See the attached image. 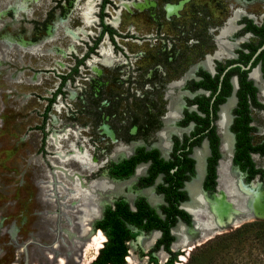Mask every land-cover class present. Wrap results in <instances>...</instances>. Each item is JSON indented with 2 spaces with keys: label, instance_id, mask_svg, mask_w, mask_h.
<instances>
[{
  "label": "rangeland",
  "instance_id": "1",
  "mask_svg": "<svg viewBox=\"0 0 264 264\" xmlns=\"http://www.w3.org/2000/svg\"><path fill=\"white\" fill-rule=\"evenodd\" d=\"M110 1L111 4H107L105 7L107 12L105 21L114 24L113 27L120 35L115 37L118 49L112 48L108 36L105 35L100 43L102 50L92 54L83 65H80L78 74L74 75L73 80L68 81L63 88L65 94L57 95L47 118L45 117L44 125H42V121L47 98L59 85L58 75L69 71V68L75 63L74 57H81L101 30L97 17L100 0H41L35 9L36 41L48 35L46 31L48 25L51 28L54 23H58L62 27L59 30L57 26L53 31L57 33L56 38L43 45L46 51L30 59L31 62L33 61L32 65L36 72L35 85H12L15 87V92L27 95L26 97L19 96L14 92H8L6 90L7 83L0 77V264H90L94 259L92 256L96 243L85 250L84 242L86 240L81 238L82 231L89 229L80 223L85 219L79 218L80 220H78L74 215H71L67 229L64 231L58 229L60 231L57 238L52 230L55 226L48 216H51V213H57L58 210L45 205L43 200H47V195L44 192L43 199L40 197L42 183H39L40 179H46L43 176V169L51 168L50 162H56L55 149L48 144V141L53 133L60 134L68 130L70 140L76 139L78 143L84 142L94 148L98 140L101 142L107 140V135L101 129V120L104 121L107 130L113 132L117 130L118 135L122 138H129L134 134L136 126H131L134 119L132 122L130 119L138 118L137 123L139 124L140 120L146 117L148 98L153 96L143 97L146 90L145 80L153 68L161 66L156 65L158 52L161 51L159 47L163 43L162 37L158 34H160L159 31L165 32L167 29L163 27V24L158 31L155 29L157 21L154 20L153 11H164L165 6L168 9L174 7L173 10L177 11L179 16L174 17L172 22L179 23L178 21H181L184 26H181L180 30L190 28L189 30L199 34L200 40L204 42V45L200 44L201 46L186 44L184 39L189 38V34L185 33L184 37L180 36L177 43L180 44L181 52L179 53V62L176 64L179 66L180 72L178 74L171 73L173 79H176L180 73L182 74L181 71L184 68L200 59L206 52L211 50L213 53L216 49L218 51L219 44L224 46L225 42L228 45L233 44L228 43L225 36L233 29L229 26L235 22L242 11L255 16L259 22L264 20V0L249 2H240L239 0ZM122 1L126 2L121 4ZM166 1L172 2L164 5ZM26 9L28 10V8ZM22 12L20 11V13ZM83 15H85L86 21H90L89 18H94L95 22L85 24ZM208 16L210 20L207 19ZM229 16L231 17L223 26V21ZM199 18L201 21H198ZM159 23L167 24L168 21L164 19ZM202 23H206V25L209 23L207 29L203 30ZM221 26L223 27L220 28ZM222 29L227 30L224 36L220 37ZM166 31L168 32V30ZM217 34L219 35L217 36ZM216 36L218 47L214 42ZM234 43L237 46V42ZM109 51L114 60L111 64H104L103 59L102 62L100 61L102 58L100 52L103 58L104 54H107L112 61ZM217 51L215 56L222 57L223 55L219 53V56ZM203 63L208 66L206 62ZM172 67L177 66L166 65L164 68L173 71ZM159 69L161 68L159 67ZM234 102L235 100L231 106L234 105ZM171 104L175 105L173 107L177 106V102L174 100L171 101ZM229 110H227L229 122L226 128L229 140L233 143L232 135L228 129L231 119ZM173 113L170 109L166 121L173 116ZM252 117L253 125L256 127V131L252 134L253 141L255 143L262 142L264 141V110H253ZM220 120L219 134L222 130ZM168 132L169 129L165 128L159 133L157 146L159 145L161 149L165 146L160 143L167 137L169 138ZM43 135L45 140L42 146ZM55 136L62 146H65L60 136ZM137 139H143V137L139 136ZM149 141H151L150 137ZM73 147L77 148L74 143ZM231 150L226 162L219 166V188L225 192V197L222 198L226 203H232L233 199L229 188L231 180L227 178L226 172L236 171L230 161ZM93 151L91 154L98 159V162L107 159L106 152L108 150L105 152ZM206 154L207 148L205 156ZM253 157L258 167H264L263 156L253 155ZM66 168L69 173L74 175L71 170H75L74 166L71 168L66 166ZM202 172H204L203 165ZM232 172V179L236 176L240 180V174ZM73 177L68 176L67 179V184L71 187H68L67 194L73 193L71 197L69 196L71 202L76 200L77 193L75 192L78 191V187L75 185L76 180ZM78 180L83 186L88 184L82 180L81 176H78ZM262 182L264 184V179ZM140 191L129 189L125 192L124 197L131 201L135 195L140 194ZM78 199L80 200V198ZM151 200L157 202L153 194ZM67 205L70 208L69 204ZM158 205L159 201L156 203L157 207ZM242 209L233 215V220L228 219L230 224H225L226 226L223 224L220 230H217L216 226L219 227L221 222L209 225L206 223L207 216H203V214L197 217L199 226L195 230L194 227L189 228L178 224L187 230L188 240L186 242L179 240L178 243H175V239L171 246V251L176 254L172 264H185L191 253L196 252L198 248L210 243L220 235H226L234 229L248 224L250 226H246V230L241 236L225 241L224 245L212 246L209 251L204 249L206 254L196 264H264V234L259 235L257 227L252 225L258 221H264V219L256 217L257 214L249 199L245 200ZM63 220L65 221V219ZM238 222L239 224H237ZM194 225L195 223H193ZM229 225L234 226L224 230ZM213 227H216L215 233L210 236L213 237L205 239L204 231L206 228ZM193 231H200L204 236L202 235V239H193ZM219 232L220 234H217ZM150 234L139 235L136 240L132 239L128 242L129 252L125 258V264L169 263L173 256L162 247L155 252H150L156 237H159L157 232L149 240ZM139 237L148 239L149 243L141 244ZM198 243L202 244L196 245ZM188 245L192 246L188 247ZM188 251H190L188 256L183 254Z\"/></svg>",
  "mask_w": 264,
  "mask_h": 264
},
{
  "label": "flooded vegetation",
  "instance_id": "2",
  "mask_svg": "<svg viewBox=\"0 0 264 264\" xmlns=\"http://www.w3.org/2000/svg\"><path fill=\"white\" fill-rule=\"evenodd\" d=\"M167 1L164 5H168L172 2L170 1L168 3ZM239 1L249 2L253 0ZM40 2L41 0H0V77L7 83V91L14 92L19 96H25V94H18L15 92V87L12 85H35L36 72L34 70V66L32 65L33 61L31 62L30 59L32 57H36L37 54L44 53L46 50L43 45L56 38L57 33L53 32L54 29L58 26L60 30L62 27V25L58 23H54L51 28L50 25H48L46 30L48 35L43 37V39L36 41L35 9L38 7ZM123 2L126 1H122L121 4H123ZM107 4H111V1L100 0L99 11L97 13L99 26L101 28L99 34L95 39H93L92 44L88 45L87 51L81 57H74L75 63L69 68V71L67 73L58 75L60 82L56 90L49 98H47L42 125H44L45 117L47 118L57 95L65 94V90L63 88L68 81L73 80L74 75L78 74L79 66L83 65L92 54L102 50L100 43L102 42L105 35L108 36L109 41L112 44V48L118 49L115 37L120 35L113 27L114 24L112 25V23L105 21V17L107 16L105 7ZM26 8H28V10ZM163 9L164 11H153L154 20L157 21L155 29L158 31L161 29L163 24V27L167 28L166 30H168L167 32L164 29L167 33L162 32L161 30L159 31L160 34H158L160 37H162L163 43L161 47H159V50L161 51L158 52L156 65L161 66L153 68L154 70L152 69L150 71L151 73L146 77V85L144 86L146 90L143 97L147 98V95H152L153 97L148 98L149 102L146 112L148 115L145 114L146 117L141 119L139 124L137 123L138 118L130 119V122H132L134 119V123H131V126H136L134 134L130 135L129 138H122L118 135L117 130H114V132L107 130L104 121L101 120V129L107 135V140L105 142L98 140L97 145L94 148L92 146L89 147L84 142L80 144L76 139L70 140L68 137V130H65V132L60 134L53 133L49 137L48 144L55 149L56 155L54 157L56 158V162H50L51 168L43 169V176H45L46 179L39 180V183H42V186L40 187V197L43 199L42 194L45 192L47 195V200H43L45 205H47L49 208H56L58 210L57 213H51L50 211L51 216H48L51 220V223H54L53 225L55 228L51 229L55 233L56 238L59 237L58 234L60 230L64 231L67 229V223L70 222L69 217L71 215H74L78 220H80L79 218H83V220L85 219L84 221H80L82 226L89 227V229L83 230L81 235V238L86 240L84 242L85 250L90 244L91 238L98 233L99 237H104L103 242H105L107 237L101 228L96 227V222L104 217V212L107 207L114 209L118 201L126 202L129 210L133 211L137 208V201L139 199H143L144 202L150 208H152L161 219H166V213L164 210L166 207H169L170 204H175L177 209L184 211L189 217L188 221L182 219V216L176 213V220L169 228L170 235L173 237L170 250L176 239V236L173 234V230L178 224H182L183 226L189 228L194 227L195 230L196 226H193V223H195L194 216L190 211L185 209L184 205L187 202H192V198L186 189V185L187 183L192 182L194 178L199 175L198 162L195 159L194 154L195 149L201 147L202 145H206L207 154L204 158V164H202L204 172H202L203 175L201 181L198 182L199 196L202 201V205L200 208L198 207V217L201 214H203V216L206 215L207 223L214 219L216 224L221 222V217H223L224 222L222 223L227 225L229 222H226V220H230V218L232 220L234 219L232 216L233 208H236L237 210H243L242 208L244 202L248 199L252 202V207L254 208L257 198L260 197L258 192H264V184H262V180L264 179V167H258L253 157V155L264 157V154H261L260 152L249 151L250 158L254 163V168L261 169L263 173L260 174L258 172L252 178L248 179L249 170H242L240 165L234 161V157L237 152V135L236 131L233 129L235 119L238 117L236 109L244 108V104L246 103L250 117L249 125L254 128L253 131L249 132V135H251L250 143L252 145L264 143V141L255 143L252 137V134L256 131V127L253 125L252 111L264 110V90L263 93H260V90L251 77L253 70H256L258 78L263 82L264 86V20L259 22L255 16L242 11L239 17L235 20L233 29L225 36V40L228 43L237 42V46L233 47L231 51L228 52H232V55L216 57L215 53L217 49L214 50L213 53L210 50V52H206L202 56L203 58L201 57L200 59L193 61L189 66L181 71L182 74L180 73L176 79H173L171 77V73L178 74L180 72L179 66L176 65L179 62V53L181 52L180 44L178 45L177 43L178 39L180 40V36L184 37L183 35L185 33L189 34V38L184 39L186 44L191 43V45L197 46L200 44L204 45V42L200 40L201 38L199 37V34L197 35L192 30H189L190 28L186 30H180L181 26H184L181 21H178L179 23L172 22L174 17L179 16L176 13L177 11L172 10L173 8L168 9L166 6ZM20 11L23 12L20 13ZM231 16L225 18L223 21V26H225L227 20ZM164 19H167V24L159 23V21L163 22ZM207 19L210 20V17L208 16ZM88 20L90 21H86L85 15H83V21L85 24L95 22L94 18H89ZM198 21H201V18H199ZM208 25L209 23H207V25L206 23L201 24V26H203V30L207 29ZM218 35L219 34H217V36ZM217 36L214 37V42L218 47ZM100 54L102 56L100 61L102 62L103 55L101 52ZM110 55L112 56L111 52ZM111 58L112 61L108 64L113 62V56ZM203 62H206L208 66L202 65ZM103 63L106 64L105 62ZM166 65L177 67H172L173 71H170L169 68H164ZM159 67L161 69H159ZM252 90L254 99L252 97ZM232 97L235 99V102L229 110L231 113V119L228 129L233 140L230 161L232 167L236 169V171H232H235L236 173L238 172L240 174V180H238L237 177H234L233 179L231 177L229 178L231 180H229V188L231 190L233 199L232 203H226L223 201V198H221L222 195L225 197V192L220 190L218 181L220 178L219 166L222 162H224L222 153V138L219 134V119H221L222 106L227 103L229 98ZM172 100L177 102V106L173 111V116L166 121V118L170 113V103ZM165 128L169 129V138L167 137V140L170 144L162 150L159 145L157 146V143L159 133H161ZM150 134L151 136H148ZM212 134H214L217 138L216 151L218 154L215 164L214 185L211 184V182L207 183L209 160H211L214 155L211 138ZM55 135L60 136V139L63 141V145L65 146H62V143H60L59 139ZM139 136L143 137V139H137ZM149 137L151 138V141H149ZM53 139H56L57 144L53 143ZM44 140L45 138L43 135L41 141L42 146L44 144ZM71 141L77 148L73 147V143ZM109 145L111 146L109 147ZM82 146L86 147L85 149L90 160V167L86 169L82 168L81 164L73 159V154L75 151L84 148ZM117 147H123L122 149L126 150V152L125 154H120L117 157H112L114 156ZM92 150H94L93 152L97 150L100 152H105L108 150L106 152L107 159L102 162H98V159L91 154ZM150 152H156V158L151 155L146 159H141L134 164L130 174L118 176L123 170V168H118V165L124 160L131 159L135 156H142L143 154ZM183 152H186L185 156L192 160V168L186 170L183 173L184 177L181 184L176 185L174 189V191L178 192V194L181 192L184 193V198L179 197L178 194L176 196L175 194L173 195L174 199H172V201L175 203H173L170 200V196L168 197L166 192L163 190L164 187L169 186V182L165 180L167 177V172L162 170L161 165L157 164V160L162 159L164 162L175 161L182 156ZM60 157L63 158V167L56 165ZM75 162L78 164L76 165ZM67 163L69 164L67 165ZM142 164L145 166L142 168L141 173L136 175L138 166ZM66 166H69L70 168L71 166L75 167V170L71 169L74 175L69 173ZM176 170L177 166L175 165L169 169V172L173 173ZM58 171H60V173ZM226 173L227 176H229V171ZM68 176H74L73 178L76 180L75 185L78 188L87 187L89 189V187L98 180H104L107 183L110 182L118 186H120V184L124 183L125 181H129V183L122 185L119 192L109 194L107 201L96 204L94 208L95 213L91 214L90 216L86 213V210L82 211L80 208V192H75L77 193V196L74 202L69 201V196L71 197L73 193L71 194L70 192V195L69 193L67 194L68 187L71 188L67 184ZM78 176H81L82 180L88 184L83 186L78 180ZM151 176H153L152 179H150ZM77 180L79 181V185L77 184ZM149 188H152L151 195L153 194L154 197H156L157 202L159 201L158 207L156 204L153 205L147 196L142 192L144 189ZM129 189H131V191H141L140 194L135 195L134 198L129 201L124 197L126 195L125 192H127ZM169 189L172 191V187ZM77 197L80 198V200ZM206 197L211 199L213 202L217 197L216 203L211 205L212 212L210 211V205L207 203ZM67 204H69L70 208L67 207ZM238 212L239 211L236 213ZM63 219H65V221ZM87 220L90 222L92 221L91 227L86 225L85 222ZM237 224H239V222ZM126 225L132 232L136 233V235L132 238L134 240H136L137 236H145L150 234L152 231L153 232L150 235H152L154 232H158L157 236L159 237H156V240L160 239L163 235L162 230L159 228H151L150 230L145 231L129 223ZM232 226L234 225H229L224 230ZM213 230H216V227L206 228L204 231L205 238H207V234ZM200 231H193L192 238L201 239L203 233ZM217 234H220V232ZM141 239L142 237H139V240ZM98 240L99 238L97 239V242ZM153 247L150 249V252H155L161 247L164 249L163 245H160L157 250H153ZM190 251L187 253L184 252L183 254L188 256ZM97 254L98 253L95 255Z\"/></svg>",
  "mask_w": 264,
  "mask_h": 264
},
{
  "label": "trees",
  "instance_id": "3",
  "mask_svg": "<svg viewBox=\"0 0 264 264\" xmlns=\"http://www.w3.org/2000/svg\"><path fill=\"white\" fill-rule=\"evenodd\" d=\"M252 97L254 99L253 90ZM236 113L238 114V117L235 119L233 129L236 131L237 135V152L234 157V161L240 165L242 170H249L248 179H250L258 172L262 174L263 171L261 169L254 168V163L250 158L249 151L260 152L261 154H264V143L257 145H252L250 143L251 135H249V132L253 131L254 128L249 125L250 117L246 103L244 104V108L236 109ZM211 138L214 155L211 160H209L207 183L211 182V184L214 185L215 164L218 158L216 151L217 138L214 134H212ZM185 153L186 152H183L180 158L171 162H164L162 159H156L157 164L161 165L162 170L167 172V177L165 180L169 182V186L164 187L163 190L166 192L168 197L170 196L171 202H173L172 199H174L173 195L176 194L177 196L178 194V192H175L174 189L176 185L181 184L184 177L183 173L186 170L192 168V160L187 158ZM151 155L156 158V152H150L145 153L142 156H135L131 159L124 160L118 165V168H123L122 172H120L121 174L118 176L130 174L136 162L141 159H146ZM175 165L177 166V170L173 173H170L169 169ZM152 177L153 176H151L150 179H152ZM170 187H172V191H170ZM178 195L181 198H184L185 196L182 192ZM164 212L166 213V219H161L158 217L155 211L144 202L143 199H139L137 201V208L133 211L129 210L128 205L123 201H118L114 209L107 207L104 212V217L96 222V227H99L103 230L107 239L105 242H103V246L99 249L98 254L90 264H125V257L128 255L129 250L127 242L136 235L135 232H132L127 227V223L145 231H148L151 228L161 229L163 235L160 239L156 240L153 250H157L160 245H163L165 251L172 254L173 256L168 263L171 264L175 260V254L170 250L173 237L170 235L169 228L176 220V213L180 214L182 219L186 221H188L189 217L184 211L177 209L175 204H170L169 207L165 208ZM252 225L257 227L259 230V235L264 234V221H258ZM246 226H250V224ZM246 226H240L234 229L231 233L220 235L210 243L198 248L196 252L191 253L185 264H196L199 262L206 254V250L204 249H208L209 251L212 249V246L216 247L218 245H224L225 241L241 236L242 233L245 232Z\"/></svg>",
  "mask_w": 264,
  "mask_h": 264
},
{
  "label": "bare ground",
  "instance_id": "4",
  "mask_svg": "<svg viewBox=\"0 0 264 264\" xmlns=\"http://www.w3.org/2000/svg\"><path fill=\"white\" fill-rule=\"evenodd\" d=\"M21 7H22V5H21ZM16 10H17V8H16ZM169 13H170V11H169ZM229 27L233 28L234 27V23L232 22V24ZM226 30L227 29H225V30L222 29L219 36L220 37L224 36V34L226 33ZM235 46H236V43H233V44L228 45L225 42V46L222 45V44H219V51L217 53L218 54L220 53L221 55H228V56L229 55H232V52H230V53H228V52L231 51V49L233 47H235ZM7 50H9V49H7ZM105 52H107V51H105ZM220 54H219V56H220ZM103 62H105L106 64L111 62V59H109V55L104 54ZM202 65H205V64L203 63ZM251 77L254 80V82L256 83V85H257L258 89L260 90V92H262L264 90L263 82L258 78V75H257V71L256 70H253V72L251 73ZM234 100L235 99L233 97L232 98H229L227 100V103H225L222 106L221 122H220L221 129L222 130H221L220 136L222 138V144H223L222 145V153H223V157H224V162H226L227 157H228V155L230 153V150L232 149V142H231V140H229V135H228L226 126L228 125V122H229V118H228L229 116L227 115V110H229V108H230V106H231V104H232V102ZM175 108L176 107H173L172 104L170 105V109L172 111H174ZM52 141H53L54 144H57L56 139H53ZM160 144H162L165 147H167V145H169L170 143L168 142V140L166 138ZM165 147L163 149H165ZM122 148L121 147H117L116 150H115V153H114V156L113 157H117L120 154H125L126 150H124ZM205 149H206V145L205 146H202L201 148L195 149L194 157H195V159L198 162L199 175L196 178H194V180L192 182L187 183V185H186V189L188 190V192L190 194V197L192 198V202H187L184 205V207H185V209H187L188 211H190L193 214L196 228H198V226H199V222H198L199 218H197L198 217V214H199V211L198 210H199L200 206L202 205V201H201V198L199 196L198 182L201 181V178H202V175H203V173H202V164H203V157L205 156ZM73 159L76 162H78L79 164H81L82 168H85L86 169V168H89L90 167V160H89V157L87 155V151H86L85 148H81V149L76 150L75 153L73 154ZM62 161H63V158L60 157V159L56 163V165H59L60 167H63L64 164H63ZM144 166H145L144 164L138 166V168L136 170V175H139L141 173V170H142V168ZM58 172L60 173V171H58ZM232 173H233L232 170H229V173H228L229 176H227V178H230V177L232 178V176H231ZM234 177H236V176H234ZM127 183H129V181L128 182L125 181L124 183L120 184V186H118V185L112 184L110 182L107 183L104 180H98V181L94 182L89 187V189L87 187H80V188H78L77 193L78 192L81 193L80 208L82 209V211H85L86 210V213L91 216V214H94L95 213L94 212V208H95V205L96 204H100L103 201H107V197L109 196V194L119 192L121 186L124 185V184H127ZM77 184L79 185V181H78ZM142 192L147 196V198L150 200V202L153 205H155L157 203V202H154V201L151 200L152 188L144 189ZM258 195H260V192H258ZM237 211L238 210L236 208L235 209L233 208L232 209V216L234 214H237L236 213ZM221 219L222 220H221L220 226L219 227L216 226L217 227V230H220L223 227V223H222L223 217H221ZM226 222H229L228 224L231 223L228 220H226ZM206 223H207V220H206ZM210 223L214 224V219H212L210 222H208L209 225H210ZM98 234L91 238L90 244L86 248V250H87L91 245H94L96 243V247H94V251H93V254L94 255L92 256V258H94L95 254L98 253L97 251L101 247L102 242L104 241V237L103 236L102 237H99ZM156 234L157 233L154 232L152 235H149V238L148 239L151 240L152 237H154ZM173 234L176 236V243H178L179 240H181L183 242H186L188 240V238H187V230L184 229L182 227V225H177V227L173 230ZM98 238H99V240L97 242V239ZM148 239H141L140 240L141 244H145L146 245L147 243H149V240ZM181 259H183V258H181Z\"/></svg>",
  "mask_w": 264,
  "mask_h": 264
},
{
  "label": "water",
  "instance_id": "5",
  "mask_svg": "<svg viewBox=\"0 0 264 264\" xmlns=\"http://www.w3.org/2000/svg\"><path fill=\"white\" fill-rule=\"evenodd\" d=\"M248 187V186H247ZM222 197H224V195H222ZM221 197V198H222ZM217 199V197L215 198V200H214V202L211 200V199H209L208 197H206V201H207V203L210 205V211L212 212V208H211V205L213 204V203H216V200ZM264 192H261L260 193V197H258L257 198V200H256V202H255V204H254V208H253V210H254V212H256V214H257V216L256 217H258V218H263L264 219ZM210 212V213H211ZM209 213V214H210ZM86 225L87 226H90L91 227V225H92V221L90 222L89 220H87L86 222ZM215 231L216 230H213V231H211L209 234H207V238H210V236L211 235H213L214 233H215ZM200 239V238H199ZM202 239V238H201ZM206 239V238H205ZM198 244H200V243H198ZM193 245V244H192ZM192 245H188V247H190V246H192ZM185 253H187V252H185Z\"/></svg>",
  "mask_w": 264,
  "mask_h": 264
}]
</instances>
